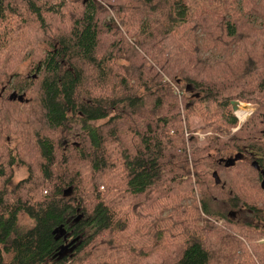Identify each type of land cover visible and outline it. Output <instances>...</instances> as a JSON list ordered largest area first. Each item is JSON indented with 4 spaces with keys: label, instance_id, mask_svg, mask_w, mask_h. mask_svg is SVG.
Wrapping results in <instances>:
<instances>
[{
    "label": "trees",
    "instance_id": "obj_1",
    "mask_svg": "<svg viewBox=\"0 0 264 264\" xmlns=\"http://www.w3.org/2000/svg\"><path fill=\"white\" fill-rule=\"evenodd\" d=\"M3 81L0 264H264V0H0Z\"/></svg>",
    "mask_w": 264,
    "mask_h": 264
},
{
    "label": "rangeland",
    "instance_id": "obj_2",
    "mask_svg": "<svg viewBox=\"0 0 264 264\" xmlns=\"http://www.w3.org/2000/svg\"><path fill=\"white\" fill-rule=\"evenodd\" d=\"M31 61V56L29 57V55H27L26 57H24L21 61H19L17 63L16 66L13 67V69H10L9 73L11 75V79L15 77V75L18 77L16 78V80H21V78L19 76L23 75V76H28L29 78L34 77V75L36 76V72H32L29 71V64ZM29 73V75H28ZM10 79V81H11ZM165 81L169 82L168 79L165 78ZM2 84H6V81L0 82V85ZM12 93V91L10 92V94ZM179 94V92H178ZM233 102H238V104L242 107V109L244 108H251V114L249 115V117L242 121L239 122L238 120V116L236 117L235 112H233L232 110V105L230 104L229 108L230 111L234 114V116L237 118L238 121V126L236 129H233V131H236L238 128L242 127L245 123H247L249 121V119L256 113V111L259 109V105L258 104H254V103H247V102H243V101H233ZM190 127L192 132V136L196 139V144L199 148H203L204 146H206L207 143V137H209L211 135V133L207 130V128L204 126V124L202 123V121L197 118V117H192L190 119ZM185 136H188V133H186ZM7 142H9V145L13 146L14 142L12 143V139L8 140ZM16 176L19 179H22L25 177L26 173L25 170L23 168L20 167H16ZM223 178V177H222ZM264 188V185H263ZM259 196L253 197V199L258 198ZM258 243H264V238H260Z\"/></svg>",
    "mask_w": 264,
    "mask_h": 264
},
{
    "label": "bare ground",
    "instance_id": "obj_3",
    "mask_svg": "<svg viewBox=\"0 0 264 264\" xmlns=\"http://www.w3.org/2000/svg\"><path fill=\"white\" fill-rule=\"evenodd\" d=\"M251 111H252L251 108L242 109V107L239 106L238 110L236 111V115L239 117L240 121L242 122L249 117Z\"/></svg>",
    "mask_w": 264,
    "mask_h": 264
},
{
    "label": "water",
    "instance_id": "obj_4",
    "mask_svg": "<svg viewBox=\"0 0 264 264\" xmlns=\"http://www.w3.org/2000/svg\"><path fill=\"white\" fill-rule=\"evenodd\" d=\"M11 97H12L13 99H15V100H16V99L19 100L20 102L23 101V98H22L21 96H17L16 94H12ZM231 105H232V110H233V112H236L237 109H238V107H239L238 102H232ZM63 249L65 250L66 247H64Z\"/></svg>",
    "mask_w": 264,
    "mask_h": 264
},
{
    "label": "built area",
    "instance_id": "obj_5",
    "mask_svg": "<svg viewBox=\"0 0 264 264\" xmlns=\"http://www.w3.org/2000/svg\"><path fill=\"white\" fill-rule=\"evenodd\" d=\"M239 106H240V105H239ZM238 108H239V107H238ZM237 110H238V109H237ZM235 115H236V112H235ZM236 117H237V115H236ZM237 118H238L239 122H241L240 119H239V117H237Z\"/></svg>",
    "mask_w": 264,
    "mask_h": 264
},
{
    "label": "flooded vegetation",
    "instance_id": "obj_6",
    "mask_svg": "<svg viewBox=\"0 0 264 264\" xmlns=\"http://www.w3.org/2000/svg\"><path fill=\"white\" fill-rule=\"evenodd\" d=\"M241 128V127H240Z\"/></svg>",
    "mask_w": 264,
    "mask_h": 264
}]
</instances>
